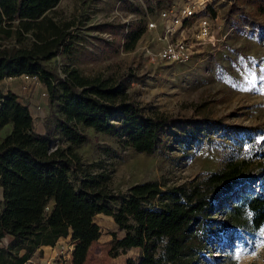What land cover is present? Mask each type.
<instances>
[{
	"label": "trees",
	"instance_id": "1",
	"mask_svg": "<svg viewBox=\"0 0 264 264\" xmlns=\"http://www.w3.org/2000/svg\"><path fill=\"white\" fill-rule=\"evenodd\" d=\"M143 1L149 5L152 0ZM58 2L0 0V79L35 74L56 119L55 132L36 131L28 104L17 93L0 88V129L9 124L0 136V264H25L39 247L53 245L70 229L78 241L76 252L82 254L98 235L92 223L97 213L112 216L122 231L120 236L112 232L115 252L140 248L138 259L128 258L126 264H198L210 234L240 227L247 220L258 228L264 222L261 191L228 202L220 217L215 216L224 199L261 178L244 158L226 160L219 169L188 181L166 184L147 179L117 191L109 184L111 170H90L95 163L84 164L72 145L87 139L85 128L112 134L122 147L151 154L180 120L146 113L127 90L132 72L119 76L88 69L99 57L134 48L146 20L117 15L88 24L85 29L92 33L84 35L76 14L55 13ZM119 2L129 11L142 10L138 0ZM242 3L264 14V0H234L232 5L241 8ZM244 14L255 21L250 13ZM57 55L61 73L47 63ZM256 144L261 163L264 135Z\"/></svg>",
	"mask_w": 264,
	"mask_h": 264
},
{
	"label": "rangeland",
	"instance_id": "2",
	"mask_svg": "<svg viewBox=\"0 0 264 264\" xmlns=\"http://www.w3.org/2000/svg\"><path fill=\"white\" fill-rule=\"evenodd\" d=\"M140 12L125 9L119 0H59L55 13L64 17L78 16L80 33L92 31L85 26L119 15L123 20H154L155 28L145 29L134 48L119 49L109 56L97 58L88 69L104 74L128 76L127 90L131 98L144 106L148 114L162 113L179 117L164 134L153 153L122 147L112 134L84 129L87 139L73 144L84 164L95 163L89 169L111 170L109 184L114 191L147 179L166 184L179 183L219 169L226 160L244 158L251 172L261 173L258 181H249L224 199L220 217L228 202L241 201L244 196L264 192V161L255 155L256 141L264 134V14L242 3L233 7L234 0H211L214 14L209 8L210 33L206 40H196L197 14L187 17L171 39L189 41L191 58L187 61H152L148 48L157 49L164 44L160 10L167 3L183 6L184 0H152L149 5L138 0ZM244 13L255 21H250ZM242 24L257 26L246 29ZM89 39V38H88ZM91 45L90 42H87ZM61 73V56L48 62ZM19 82L4 81V86L15 88L29 104L36 131L55 132V115L42 94L44 84L37 78ZM200 106L199 112L197 111ZM201 116H204L203 120ZM259 126L252 128L251 126ZM9 124L0 129L6 133ZM58 143V134L54 135ZM65 144L67 141H61ZM71 176L74 177V174ZM113 205L116 204L112 203ZM53 206H46L49 212ZM92 223L98 235L76 252L77 240L60 236L53 245H42L25 264H126L128 258L138 259L140 248L131 247L115 252L112 232L120 236L121 230L112 216L97 213ZM198 255V264H264V222L252 228L247 220L242 226L227 228L210 234Z\"/></svg>",
	"mask_w": 264,
	"mask_h": 264
},
{
	"label": "built area",
	"instance_id": "3",
	"mask_svg": "<svg viewBox=\"0 0 264 264\" xmlns=\"http://www.w3.org/2000/svg\"><path fill=\"white\" fill-rule=\"evenodd\" d=\"M213 5L211 0H184L183 6L176 7L173 4H169L163 7L159 14L162 20V32L165 39L164 44L157 49L151 50L148 48V53L152 58V61H187L191 58L189 41L185 38L171 39L168 36L177 31L179 27L183 25L184 20L189 16L197 14L196 29L194 38L196 40H208L212 34L210 33V20L206 12ZM215 16V14H214ZM146 29H152L157 26L154 20H146ZM246 29H256L257 26L242 24ZM258 29V28H257ZM24 80L37 79L35 74L22 73L20 75ZM44 96H47L46 90L42 91Z\"/></svg>",
	"mask_w": 264,
	"mask_h": 264
},
{
	"label": "crops",
	"instance_id": "4",
	"mask_svg": "<svg viewBox=\"0 0 264 264\" xmlns=\"http://www.w3.org/2000/svg\"><path fill=\"white\" fill-rule=\"evenodd\" d=\"M4 81L19 82L18 84L21 85L20 81H22V80H21V76H20V75H18V76H8V77H3V78L0 79V88H1V83L4 82ZM2 90H3V91L11 90V91L17 93L18 96H19V98H20L22 101H24V100L20 97L18 91H17L15 88H12L11 86H7V85H5V86H4V89H2ZM24 102H25V101H24ZM26 103H27V102H26ZM28 106H29V104H28ZM1 196H2V190H1V188H0V198H1Z\"/></svg>",
	"mask_w": 264,
	"mask_h": 264
}]
</instances>
